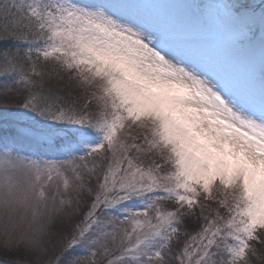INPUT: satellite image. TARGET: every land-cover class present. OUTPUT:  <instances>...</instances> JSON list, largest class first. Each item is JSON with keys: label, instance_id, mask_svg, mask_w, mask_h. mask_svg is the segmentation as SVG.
<instances>
[{"label": "snow or ice", "instance_id": "obj_1", "mask_svg": "<svg viewBox=\"0 0 264 264\" xmlns=\"http://www.w3.org/2000/svg\"><path fill=\"white\" fill-rule=\"evenodd\" d=\"M0 0L11 264H264V0Z\"/></svg>", "mask_w": 264, "mask_h": 264}, {"label": "rangeland", "instance_id": "obj_2", "mask_svg": "<svg viewBox=\"0 0 264 264\" xmlns=\"http://www.w3.org/2000/svg\"><path fill=\"white\" fill-rule=\"evenodd\" d=\"M146 2L152 4L204 6L207 9L206 15H202V9L198 7L189 17V23L193 28V35L205 46L211 48L221 56H227L235 49V39L229 27L219 17L218 10L215 7H211L220 4L222 0H146ZM8 264H11V262Z\"/></svg>", "mask_w": 264, "mask_h": 264}, {"label": "trees", "instance_id": "obj_3", "mask_svg": "<svg viewBox=\"0 0 264 264\" xmlns=\"http://www.w3.org/2000/svg\"><path fill=\"white\" fill-rule=\"evenodd\" d=\"M11 259L12 258L9 255L0 252V264H8L12 261Z\"/></svg>", "mask_w": 264, "mask_h": 264}]
</instances>
